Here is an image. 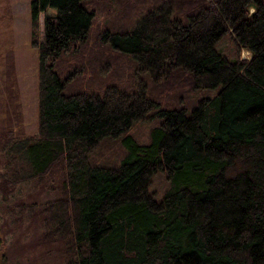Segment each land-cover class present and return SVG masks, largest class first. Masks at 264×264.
<instances>
[{"label":"trees","instance_id":"trees-1","mask_svg":"<svg viewBox=\"0 0 264 264\" xmlns=\"http://www.w3.org/2000/svg\"><path fill=\"white\" fill-rule=\"evenodd\" d=\"M91 1L30 0L36 130L0 133L4 180L53 193L40 239L62 264H264V0H116L93 38Z\"/></svg>","mask_w":264,"mask_h":264},{"label":"rangeland","instance_id":"rangeland-1","mask_svg":"<svg viewBox=\"0 0 264 264\" xmlns=\"http://www.w3.org/2000/svg\"><path fill=\"white\" fill-rule=\"evenodd\" d=\"M94 18L89 29L93 38L103 22L118 8L116 0H93ZM30 0H0V133L36 130V49L29 43ZM41 33L42 12L38 14ZM233 43L227 34L215 48L232 56ZM240 56L248 51L240 49ZM147 121H137L132 131L144 137ZM0 152V263L62 264L63 253L55 241L40 239L42 214L38 204L53 196L45 185L31 179L15 183L4 180ZM165 186L160 174L151 178L149 188L158 195Z\"/></svg>","mask_w":264,"mask_h":264}]
</instances>
